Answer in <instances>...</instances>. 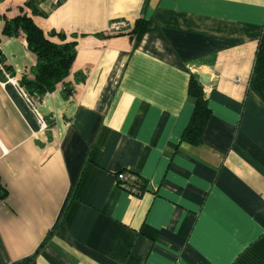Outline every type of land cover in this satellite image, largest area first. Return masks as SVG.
<instances>
[{
  "label": "crops",
  "instance_id": "0c3cea01",
  "mask_svg": "<svg viewBox=\"0 0 264 264\" xmlns=\"http://www.w3.org/2000/svg\"><path fill=\"white\" fill-rule=\"evenodd\" d=\"M25 1L0 0V66L18 83L36 56L2 27ZM37 7L33 22L75 58L36 96L44 128L0 69V264H264V0ZM120 20L148 30L136 43L109 33ZM198 70L214 83L191 145ZM125 170L140 194L117 186Z\"/></svg>",
  "mask_w": 264,
  "mask_h": 264
},
{
  "label": "trees",
  "instance_id": "16d2710c",
  "mask_svg": "<svg viewBox=\"0 0 264 264\" xmlns=\"http://www.w3.org/2000/svg\"><path fill=\"white\" fill-rule=\"evenodd\" d=\"M38 0H26L19 7L20 14L11 19H4L2 35L15 36L23 33L27 48L35 54L36 63L32 71V77L23 76L19 80L28 94L42 96L54 89L55 85L62 82L67 76L71 63L75 58V43H55L44 34L32 20L31 14H40L37 7ZM29 10L30 14H28ZM148 30L145 21L137 20L133 27L127 31L136 43L143 33ZM49 35H54L52 32ZM63 40V36L58 34ZM71 89L65 87L67 94ZM187 95L193 102V109L188 124L183 129L181 141L191 145H199L203 129L210 117L202 85L195 76H190L187 87ZM7 190L0 184V199H5Z\"/></svg>",
  "mask_w": 264,
  "mask_h": 264
},
{
  "label": "built area",
  "instance_id": "2783aa9c",
  "mask_svg": "<svg viewBox=\"0 0 264 264\" xmlns=\"http://www.w3.org/2000/svg\"><path fill=\"white\" fill-rule=\"evenodd\" d=\"M131 28L132 27L127 22L120 20V21L111 22L107 27V30L111 34H119L129 31ZM0 69L4 73L3 75L5 76V78L14 86L15 90L17 91L19 96L24 100L25 104L34 112L40 124V127L44 128L45 127L44 121L37 112L35 107V103H36L35 100H37V97L28 94L27 91L24 89V87L21 86L16 79L10 77L9 74L6 73L1 66ZM115 181L117 186L127 191L129 194L138 195L143 191L142 182L139 176L133 171L125 170V171L117 172L115 175Z\"/></svg>",
  "mask_w": 264,
  "mask_h": 264
},
{
  "label": "water",
  "instance_id": "95a60500",
  "mask_svg": "<svg viewBox=\"0 0 264 264\" xmlns=\"http://www.w3.org/2000/svg\"><path fill=\"white\" fill-rule=\"evenodd\" d=\"M198 75V81L200 84L204 86H208L212 83H214V80H212L211 75L205 72H201L200 70L197 71Z\"/></svg>",
  "mask_w": 264,
  "mask_h": 264
}]
</instances>
